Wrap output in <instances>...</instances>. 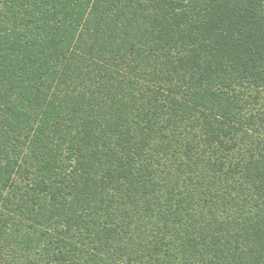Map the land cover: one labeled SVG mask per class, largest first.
<instances>
[{
  "label": "trees",
  "instance_id": "1",
  "mask_svg": "<svg viewBox=\"0 0 264 264\" xmlns=\"http://www.w3.org/2000/svg\"><path fill=\"white\" fill-rule=\"evenodd\" d=\"M0 264H264V0H0Z\"/></svg>",
  "mask_w": 264,
  "mask_h": 264
}]
</instances>
